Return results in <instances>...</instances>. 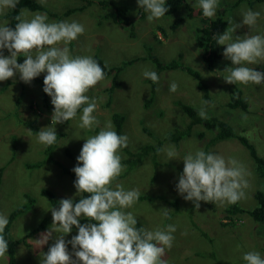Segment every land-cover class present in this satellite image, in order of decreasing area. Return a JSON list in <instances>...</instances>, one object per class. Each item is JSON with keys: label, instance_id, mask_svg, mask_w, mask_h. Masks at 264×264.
I'll use <instances>...</instances> for the list:
<instances>
[{"label": "rangeland", "instance_id": "obj_1", "mask_svg": "<svg viewBox=\"0 0 264 264\" xmlns=\"http://www.w3.org/2000/svg\"><path fill=\"white\" fill-rule=\"evenodd\" d=\"M34 1L41 4L40 0ZM101 1L103 0H46V3L41 4L46 10L33 11L26 7L20 10V13H26L25 18L29 20L36 13H46L48 23L76 21L82 24L85 28L84 33L66 45L70 55L73 58L98 56L106 66L122 65L123 69L118 76V87L112 96L110 88L114 72L111 78L104 75V79L86 93L90 100L94 99L97 103L93 115L100 122L99 125L91 130L81 129L79 125L82 110L65 126L57 123L55 125L57 139L50 154L45 152L46 146L38 142L39 131L54 127L51 125L54 106L51 97L43 91L44 86L37 82H23L19 78V73L6 81H0V167H2L0 215L9 218L15 208L29 202L31 197L36 199L32 207L17 214L8 227L10 238L19 242L16 247L15 264H40L44 253L54 243V239H50L42 246L38 242L41 233L46 232L52 224L50 208L55 207L43 191L45 188L53 191L59 200L78 197L71 176L64 172L61 164L70 170L77 166L78 161L70 157L67 151L70 148L73 155L79 156L85 139L98 134V129L104 128L106 121H112L115 131L116 127L112 120L114 113L124 115L123 135L128 136L126 149L131 152L139 150L146 144H152L156 148L160 140L174 130L176 125L182 128L190 120L180 104L185 103L198 110L203 107L207 115L216 114L229 121L236 131L247 136L255 144L259 155L264 157V117L259 113L264 109V85L226 83L223 77L228 75L226 68L231 67L232 62L224 56L219 58L214 68L209 67L203 58V50L199 47V39L191 34L199 22L198 0H186L184 2L186 6H181L177 11L165 14L152 22L147 19L148 13L138 12L137 0H105L109 2L108 5L100 4ZM232 1L234 0H219L216 9L224 11L227 22L232 20L239 24L242 12L249 9L260 12L256 25L252 29L247 25L237 28L236 32L232 33L233 40L243 38L246 34L264 36V0L252 4L249 3L252 0H244L237 6H233ZM117 6L127 10L129 23L135 33L131 32L129 26H124L127 23L122 17L119 22L111 16V13L118 12ZM70 10L71 12L66 15ZM9 11L10 9H5L0 13V26L9 27L10 21L4 17ZM189 12L193 17L189 16ZM182 17L179 27L176 29L170 27L174 21ZM160 26L165 29V33ZM3 53L6 56L10 55L7 49H4ZM149 54L165 62L181 55L180 60L183 64L202 71L210 100L204 98L205 90L198 86L194 75L173 68L158 71L150 59L144 58ZM132 59L137 60L125 65V61ZM23 61L20 62L19 57L17 58L18 63ZM249 67L264 73V61ZM145 70L155 71L159 76L158 83L145 78L143 76ZM172 82L178 84V89L174 93L169 90ZM235 86L241 87L244 91L243 96L249 100L248 111L228 107L230 96L233 94L231 88ZM18 98L21 99L20 103ZM204 100L209 103L202 105L201 102ZM45 105H48L47 116L42 115ZM22 107L23 111H29L28 115L37 113L27 118V121L33 122L38 130L34 134L31 128L22 125L24 114L22 111L18 112ZM196 129L205 131L206 137L201 140L195 139L196 141L193 138L184 139L179 142V147L170 141L162 143L160 149L174 148L178 156L177 159L168 161L165 151L158 152L154 158L159 164H154L151 160L155 153V149H151L144 160L138 162L134 168L128 169L130 162L126 160L132 159L133 156L121 148L117 154L121 157L124 170L110 187L115 190L116 185L120 184L126 191L138 189L140 195L157 196L155 199L148 197L139 199L125 211L131 212L137 223L148 231L163 230L169 224L176 226V231L172 234L173 249L170 253L165 250L162 257L166 264H246L243 256L251 251L259 252L264 258V222H257L248 213H244L235 216V224H224L230 221L224 210L231 204L221 206L200 201V207L196 209L192 201L185 200L178 193L176 185L180 173L175 165L178 164V168L184 167L182 158L189 153L195 154L198 150L222 156L226 162L234 158L243 166L246 181L248 177L255 178V173H258L256 169L253 170L255 163L249 150L238 139H222L213 145L209 152V147L205 148L204 145L212 133L202 124L196 126ZM47 157L59 161L60 166L50 161L51 158L42 166L31 168L28 165ZM151 176H154V179H148ZM253 183H257V186L262 185L261 188L264 189V180L253 179ZM256 189L252 190L248 184L244 189L245 198L238 201V204L246 209L256 206L257 201L254 197ZM175 203L179 207L178 211ZM163 208L169 209L171 219L162 215ZM79 219L82 220L81 224L93 223L84 217ZM43 220H46L45 227L33 233ZM77 234L78 228L73 226L72 231L64 238L68 241ZM67 247L72 254L71 244ZM0 264H9L8 251L0 258Z\"/></svg>", "mask_w": 264, "mask_h": 264}, {"label": "clouds", "instance_id": "obj_2", "mask_svg": "<svg viewBox=\"0 0 264 264\" xmlns=\"http://www.w3.org/2000/svg\"><path fill=\"white\" fill-rule=\"evenodd\" d=\"M17 2L0 0V13L5 9H14ZM40 3L44 4L46 0H40ZM137 3L148 13L149 22L162 18L169 11L165 6L166 0H137ZM218 3L219 0H198L197 6L202 9L204 17L213 18L217 16L216 12L222 13L216 10ZM25 16L26 13L21 12L15 17L18 22L14 28L0 26V81L19 73L20 80L30 83L41 73H47L43 91L51 97L54 106L51 116L54 127L39 131L38 142L50 146L57 139L55 125L65 126L81 108V129L91 130L99 125L93 115L97 103L94 99L90 100L86 93L102 81L104 75L111 78L113 72L104 74L101 66L90 56L73 58L70 55L66 45L84 33L82 24L76 21L48 23L46 13H36L30 20ZM259 16L260 12L244 11L239 24L228 20L230 26L224 33L214 36L218 45L226 46L224 58L232 62V66L226 68L228 75L223 77L226 83L264 85V73L249 67L264 61V36L246 34L236 40L232 36L243 25L252 29ZM60 44L65 46L60 47ZM4 49L10 55H4ZM20 56L26 57L23 63L17 62ZM143 76L154 83L159 81L155 71L145 70ZM177 89L178 84L172 82L170 92L174 93ZM201 103L207 105L209 102L204 100ZM198 114L203 119L208 118L203 107ZM113 128L112 121L108 120L98 134L85 139L77 157L78 164L72 169L76 174V195L81 198L75 203L73 199H62L59 207L50 208L52 224L41 233L38 242L42 246L54 239V243L44 253L40 264H165L162 257L165 250L172 247L176 226L169 224L166 229L155 231L137 228L136 217L125 209L139 200L140 191H126L120 184L115 190L110 187L124 170L117 153L128 145V136L118 135ZM157 151H165L168 161L178 156L174 148ZM182 160L183 172L176 189L185 200L192 201L196 209H199L200 201L222 206L245 198L244 189L248 187L245 170L234 158L226 162L222 156L198 150L195 154L185 155ZM85 193L90 195L85 196ZM163 209L162 215L171 219L169 209ZM81 217L97 223L81 224ZM8 223V218L0 215V258L5 256L9 247L3 235ZM73 226L78 228V234L66 241L64 237ZM68 244L72 246V254L68 251ZM243 260L246 264H264V258L255 251L245 253Z\"/></svg>", "mask_w": 264, "mask_h": 264}, {"label": "trees", "instance_id": "obj_3", "mask_svg": "<svg viewBox=\"0 0 264 264\" xmlns=\"http://www.w3.org/2000/svg\"><path fill=\"white\" fill-rule=\"evenodd\" d=\"M91 1V0H90ZM186 0H166L165 6L169 8L168 13H173L175 11H177L181 6H186L187 4L184 3ZM244 0H234L232 1V5L233 6H237L239 3L243 2ZM258 2L259 0H252V2L249 1L250 4H252L253 2ZM184 3V4H183ZM100 4L102 5H108L109 2L108 1H101ZM26 7L30 10L36 11V10H46L41 4L35 2L34 0H18L16 7L14 9H10V11L8 13H6L4 15L5 19H8L10 21V27L14 28L15 24L18 22L15 17L17 15L20 14V10ZM117 11L119 12H113L111 13V16L115 19V21H119L120 22V17H122L125 21H126V25L124 26H129L131 29L132 33H135V31L133 30L134 28L130 25L129 20L130 18L128 17L127 14V10L123 7H116ZM138 12H142L144 13V11L142 9H140L138 7ZM71 12L68 11L66 12V15H68ZM199 14L200 17L199 22L196 23L195 25V29L196 30V34L198 36L199 39V46L200 48H202L203 50V58L205 59V61L207 62V64L209 65L210 68H214L216 62L219 60L220 57L223 56V51L225 46L224 45H218L216 39L214 38L215 35L218 34H223L224 31L228 28V22L226 20V15L224 14V11H222V13H217V16L213 17V18H206L203 16L202 13V9H199ZM189 16L193 17L192 13L189 12ZM183 18H180L179 20L182 21ZM175 24H179V22H175L172 27H175ZM160 29L165 33V29L163 27L160 26ZM176 29V28H173ZM180 56H178V58L176 59H172L170 61H162L159 57L153 55V54H149L146 57H144L145 59H150L155 66L158 68V71L160 70H165V69H180L183 71H189L190 74L194 75L198 80V86L201 89H206L207 86L204 83L203 77L200 74L199 71L193 70L190 66H187L185 64H183L180 60ZM100 66L101 68L104 70V74H111L112 72H114V78H113V84L112 87L110 88V92L113 91V89L115 87H118V75L121 73L120 71L123 69L122 65L118 66V67H108L105 64H103L102 60L99 59L98 56L93 58ZM135 60L137 59H132L128 62L125 61V65L128 63H133ZM44 77L45 76H40V77H36L33 80H39L42 85L43 81H44ZM233 91V94L231 97V100L228 103V107L234 109H238L241 108L244 111H248V109L250 108L249 105V100L243 96V90L241 87H232L231 88ZM47 96V95H46ZM204 98L210 100V95L208 90H205V94H204ZM180 103V102H179ZM182 106L183 111L190 117V120L187 121L185 123V125H183L182 128H180L178 125L175 126L174 130H172L171 132H168L166 137L161 139L159 142V146H157L156 148H154L152 144H146L144 146H142L139 150L136 151H132L129 149H126V147H123L130 155H132V159L128 158L126 161L130 162V165L128 166V169H132L134 168L138 162H140L141 160H144L147 156V154L150 152L151 149H155V153L153 155V157L151 158V160L153 161L154 164H159V161L157 159H155L154 157L156 156V153H158L157 149H160L161 144L166 142V141H170L172 144H177L175 146L179 147L180 144L179 142L184 140V139H188V138H193L195 139H203L204 137H206V132L205 131H201V130H197L196 126L202 124L208 131H210L212 133L211 138L205 142L204 147L208 148L209 147V152H210V148L215 145L216 143L220 142L222 139H227V138H236L239 140V142L244 145L250 152V156L252 157L253 161H254V166H253V170H257L258 173H255L256 176L253 179H258V180H264V157L259 155L258 150L255 146L254 143H252L249 138L243 134H240L238 131L235 130V127L226 119L222 118L219 115H207V119H203L199 116V111L198 109H196L194 106L192 105H188L185 103H180ZM229 109V110H232ZM81 109L78 110L81 111ZM258 111V110H257ZM77 112V113H78ZM263 117H264V109L262 112H259ZM112 120L113 123L115 124L116 127V132L118 135H123V122H124V115L122 113H114L112 115ZM101 129H98V131H100ZM198 140V141H199ZM196 141V140H195ZM55 143L50 145V146H46L45 148V152L46 153H51V151L53 150ZM70 150V151H69ZM69 150L67 151L68 155L70 157H72L73 159L77 160L78 156H75L72 154V149L69 148ZM48 158L51 157H47L45 159H42L38 162H33V163H28L29 167L33 168L36 166H42L46 160ZM50 161H52L55 165H59L60 166V162L51 158ZM125 161V162H126ZM61 167L63 168L65 173H68L71 178L72 181L74 182L76 180V174L70 170L69 168L63 166L61 164ZM175 168L179 170V173L181 174L183 172V167L180 166L178 168V164L175 165ZM252 170V172H253ZM1 175H2V167H0V180H1ZM157 176V174H156ZM149 177V176H148ZM257 177V178H256ZM148 179H154V176H151ZM248 181L247 183L251 186V189H255V193H254V197L257 201V205L254 206L252 209H246L245 207L241 206L237 203L235 204H231L229 207H227L224 211H226L227 214V218L231 219L229 222H224L225 224H235V216L239 215V214H244V213H248L255 221L257 222H264V189L261 188V186H257L256 184L253 183V179L251 178H247ZM259 184V183H258ZM43 193L46 196H49V200L52 202V204L55 207H59V199H57L56 195L54 194L53 191L49 190V189H44ZM85 196L90 195L85 193ZM166 195V194H165ZM142 197V198H141ZM151 198V199H155L157 196L156 195H150V196H143L140 195L139 199H145V198ZM81 197L78 196L77 198H72L74 203L76 201H79ZM36 202V199L31 197V199L29 200V202H25L24 204L20 205L19 207L15 208V210L10 214L8 220L9 223L5 228V231L3 233L5 239L8 241L9 247H8V255H9V264H15L16 262V247L18 245V241L10 238V236L8 235V227L10 226L12 220L14 219V217L23 212L24 210H27L31 207V205H33ZM177 203V202H176ZM175 203V207L177 209V211L179 210L178 205ZM181 213V212H179ZM82 222V220H80V223ZM93 223H96L95 221H92ZM46 224V220H43L39 225H37V227L33 230V233L36 231H39L41 229H43L45 227ZM137 228H142V226L137 223L136 225ZM173 246L171 247L170 250L166 249V251H168L169 253L172 251ZM166 264V263H165Z\"/></svg>", "mask_w": 264, "mask_h": 264}, {"label": "crops", "instance_id": "obj_4", "mask_svg": "<svg viewBox=\"0 0 264 264\" xmlns=\"http://www.w3.org/2000/svg\"><path fill=\"white\" fill-rule=\"evenodd\" d=\"M24 8V7H23ZM166 14H168V13H166ZM183 18V17H182ZM180 19V18H179ZM179 19H177L176 21H174L173 22V24L175 23V22H179V24H175V27H172V25L173 24H171L170 25V27L171 28H176V27H179V25L181 24V21L179 20ZM9 27H10V25H9ZM172 32H174V31H172ZM192 36H195V37H197L198 38V36H197V34H196V30H193L192 31ZM160 43H161V41H160ZM160 43H158V44H160ZM163 44V43H162ZM200 47V46H199ZM25 57H23V56H20L19 57V59H20V62L21 61H23V59H24ZM205 60V59H204ZM193 69V68H192ZM193 70H196V69H193ZM196 71H198V70H196ZM187 73H189L190 74V72L189 71H187ZM47 73L46 72H43V73H41L38 77H40V76H45ZM200 74H201V72H200ZM202 75V74H201ZM203 77V76H202ZM35 82H37L39 85H41L42 83L39 81V80H32L30 83H35ZM197 83H199V80L197 79ZM205 83V82H204ZM206 84V83H205ZM206 86H207V84H206ZM204 90H207V88L206 89H204ZM113 92H115V91H112L111 92V96H112V94H113ZM153 96H151V98H152ZM18 100H19V98H18ZM21 100V99H20ZM20 100H19V103H20ZM110 100V99H109ZM47 108H48V105H45V107H44V109H42V111H43V114L42 115H48V110H47ZM18 111V110H17ZM20 111H22V114H24V116H23V119H24V121H23V123L24 124H22L23 126H26V127H29V128H31L32 129V134H34V133H36L38 130L35 128V125L33 124V122H28L27 121V118L28 117H30V116H32L33 114H37V113H33V114H30V115H28L29 114V111H23V107L18 111V112H20ZM39 115V114H38ZM42 115H39V116H42ZM34 116V115H33ZM49 199V198H48ZM31 207H32V205H31ZM30 207V208H31Z\"/></svg>", "mask_w": 264, "mask_h": 264}, {"label": "bare ground", "instance_id": "obj_5", "mask_svg": "<svg viewBox=\"0 0 264 264\" xmlns=\"http://www.w3.org/2000/svg\"><path fill=\"white\" fill-rule=\"evenodd\" d=\"M202 72V71H201ZM226 95V94H225ZM239 127V126H238ZM251 131V130H250ZM262 132V131H261ZM252 133V132H251ZM256 134V133H255ZM264 141V140H263ZM263 143V142H262ZM244 146V145H243ZM248 150V149H247ZM145 196V195H144Z\"/></svg>", "mask_w": 264, "mask_h": 264}]
</instances>
